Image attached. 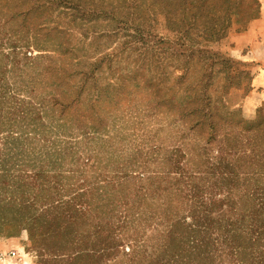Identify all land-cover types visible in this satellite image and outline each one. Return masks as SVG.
Wrapping results in <instances>:
<instances>
[{
  "label": "trees",
  "instance_id": "obj_1",
  "mask_svg": "<svg viewBox=\"0 0 264 264\" xmlns=\"http://www.w3.org/2000/svg\"><path fill=\"white\" fill-rule=\"evenodd\" d=\"M256 1V19H259L261 5L259 0ZM62 2L57 0V3ZM179 4L185 7L184 11L196 5L191 0H166L163 6L169 9L167 19H173L172 9ZM207 14V26L201 36L195 25V20L201 17L199 11L193 12L194 22L190 21L192 19L181 20V30H176L174 25L167 27L168 31L178 34L176 44L180 46L173 55H185L183 74L177 85H185L186 96L178 107H174L173 95L165 92L157 100L159 108L172 113L169 117L171 126L178 125L185 133L207 126V146L216 143L220 131L226 138L238 141L235 145L239 150L234 153L223 151L215 159L213 164L217 165L211 175L216 194L209 195L217 197L219 193L228 191L231 194L234 189L242 188L245 199L252 200L259 192L254 186L245 189L254 181L246 171L254 167L255 154L259 152L254 139L257 132L263 134L264 146V129L260 132L264 126L263 110L257 120L249 122L238 117L241 111H229L223 97L213 96L211 90L216 74L229 73L236 77L237 66H242L243 62L216 50L212 44L226 37L232 25L231 14H223L224 20L214 9L207 10ZM19 15L1 16L10 22ZM220 20L225 24L218 30L215 25ZM1 30L4 37L0 38V233L13 237L19 232H27L29 241L44 252L43 255L47 253L55 259L73 261L82 259L88 264H106L128 242L144 240L142 233L152 227L153 222L164 227V233L180 235L187 232L188 236L190 230L185 229L184 224L186 216H179L185 213L182 203H175L179 198L191 197L183 182L186 174L181 168V157L171 156V166L166 172L160 171L146 179L140 171L145 166L138 158L128 157L116 164L103 165L91 150L92 145L100 142L110 130L109 120L113 115L108 111L105 117H100L101 111H105L103 105L115 107L118 104L116 96L123 90L130 98L138 90L156 88L159 92L161 81H168L169 69L158 57L155 46H149L150 40L155 43L159 40L158 45L164 53L172 51L171 46L176 44L165 36L159 37L158 33L154 37L149 33L145 38L139 36L135 41L142 44L140 47L126 41L123 44L138 53L135 62L139 68L135 66L131 70L128 67L126 75L122 76L114 72L105 76V70L112 71L114 58L110 56L96 60L87 71L77 68L72 59L67 63V70L70 67L72 71L65 72V67H60L51 55H32L29 30L25 35ZM192 34L207 40L204 47H199L201 41L191 39ZM195 60L198 62L194 65ZM155 61V70H152ZM247 63H251L257 72L258 63ZM143 65L147 66L148 74L140 80L137 76L143 71ZM51 70H56L59 75ZM256 72L247 74L251 77L252 87ZM28 74L40 77L36 87L22 85ZM156 78L158 81L153 83ZM126 80L132 89L126 86ZM228 81L227 87L232 86L233 82ZM83 106L89 112L88 116L81 112ZM190 117L197 120L189 123ZM262 152L264 154V149ZM226 155L232 157L228 159ZM239 167L246 173H239ZM161 185L166 187L167 196L161 214L156 218L149 216V220L137 219L143 214L141 206L154 200ZM127 205L138 208L137 212L130 211ZM198 242L189 240L188 243L197 244L199 248ZM198 252L201 255L200 250ZM49 262L60 261L52 258Z\"/></svg>",
  "mask_w": 264,
  "mask_h": 264
},
{
  "label": "rangeland",
  "instance_id": "obj_2",
  "mask_svg": "<svg viewBox=\"0 0 264 264\" xmlns=\"http://www.w3.org/2000/svg\"><path fill=\"white\" fill-rule=\"evenodd\" d=\"M191 1L196 4L195 8L184 11L182 4L176 5L172 9L174 17L171 20L166 18L169 11L163 6L166 0H63L62 3H57V0L54 3H51V0L49 3L46 0H0V16L20 14L10 22L1 16L0 29L13 35H25L29 30L32 55H51L60 67H65V72L72 71L70 67L67 70V63L72 59L78 65L77 68L87 71L96 60L110 56L114 58L112 71L105 70L104 75L110 76L111 72H114L117 76H122L126 75L128 67L131 70H134L135 66L139 68L135 62L138 53L133 52L129 45L123 44L124 42L140 47L142 44L135 41L139 36L145 38L149 33L154 37L158 33L159 37L165 36L176 44L178 34L168 31L169 25L181 30V20L192 19L190 21L194 22L193 12L199 11L201 17L195 20V25L201 36L203 28L207 26V10L214 9L219 12L221 20H224L223 14L228 15L229 12L232 25L226 37L212 44L216 50L226 52L235 59L238 57L243 63L242 66H237L236 77L229 73H217L211 91L213 96L224 98L229 111H241L238 117L249 122L257 120L261 110L264 115V93L257 91V85L251 86V77L247 74L253 75L256 69L251 67V63L240 58L241 51L237 50H250V45L247 42L243 44V41L248 36L251 24L257 20V1ZM65 4L67 5L64 6ZM221 20L215 25L218 30L225 24ZM0 33V38L3 39L4 33ZM191 39L201 41L200 48L207 42L193 34ZM158 41L155 43L150 40L149 46H155L158 57L166 69H169L168 81H161L159 92L156 88L151 91L138 90L130 98L123 90L116 96L118 104L115 107L103 105L105 111H101L100 117H105V112L108 111L113 115L112 120H109L110 130L105 133L106 137H101L100 142L92 145L91 150L103 165L116 164L128 157L138 158L145 166L140 171L145 174L146 179L160 171L166 172L171 166V156L181 157V168L186 174L183 182L187 184L191 197L179 198L175 203H182L185 213L179 216H186L185 229L188 228L190 234L187 236V232H181L180 235L164 233L165 228L153 222L152 227L143 231L144 240L128 242L106 264H264L263 134L257 132L256 137L254 136L255 148L259 152L255 154L254 167L251 171H246L253 176L254 181L245 189L254 186L259 193L252 200L245 199L242 188L234 189L231 194L226 191L219 193L217 197L210 196L209 193L216 194L212 189L214 182L211 175V170L217 165L213 164L215 159L223 151L234 153L239 150V146L235 145L238 141L226 138L220 131L216 143L207 146V126H199L185 133L178 125H170L169 117L172 113H166L164 108H159L157 99L164 95V92L173 95L174 107H178L185 98V85H177V80L183 74L182 63L186 59L185 55H173V52L177 53L180 44L172 45V51L164 53ZM239 45L245 47L241 48ZM197 62L195 60L194 65ZM155 66L156 61L152 63V70H155ZM142 67L143 71L137 76L140 80L148 74L147 66ZM50 72L59 75L56 70ZM24 78V87H36L41 80L37 74H28ZM228 79L233 82L230 87H227ZM157 81L158 78L153 83ZM126 82V86L132 89L129 81ZM100 83L104 84L103 81ZM164 87L168 89L164 90ZM81 112L89 115L84 106L81 107ZM191 118H188L189 123L197 120ZM263 129L264 126L260 128V132ZM183 156L185 158L182 159ZM226 157L230 159L232 155L230 158L228 155ZM238 170L241 174L246 173L240 167ZM175 177L178 178V175ZM166 200V187L161 185L154 200L141 206L143 214L137 216V219L149 220V216L156 218L161 214L162 205ZM128 209L137 212L138 208L129 205ZM189 240L194 243L198 240L200 247L197 248V244L189 245ZM20 248H25L31 254L26 264H88L82 259L73 261L69 258L55 259L56 257L47 253L43 255L44 252L37 250L29 241L27 232H19L13 237L0 233V252ZM52 258L60 262H49Z\"/></svg>",
  "mask_w": 264,
  "mask_h": 264
},
{
  "label": "crops",
  "instance_id": "obj_3",
  "mask_svg": "<svg viewBox=\"0 0 264 264\" xmlns=\"http://www.w3.org/2000/svg\"><path fill=\"white\" fill-rule=\"evenodd\" d=\"M260 2V17L251 24V27L247 33V38L243 41L250 45L248 52H243V49H238L239 57L245 61L258 63L257 72L253 79V85L258 86L257 91L264 93V0ZM241 48L245 46L239 45Z\"/></svg>",
  "mask_w": 264,
  "mask_h": 264
},
{
  "label": "built area",
  "instance_id": "obj_4",
  "mask_svg": "<svg viewBox=\"0 0 264 264\" xmlns=\"http://www.w3.org/2000/svg\"><path fill=\"white\" fill-rule=\"evenodd\" d=\"M30 255L25 248L0 252V264H26Z\"/></svg>",
  "mask_w": 264,
  "mask_h": 264
}]
</instances>
